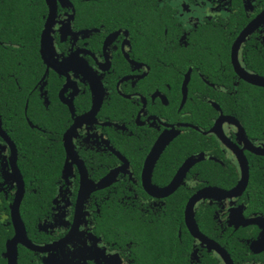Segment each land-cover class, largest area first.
I'll use <instances>...</instances> for the list:
<instances>
[{
	"label": "flooded vegetation",
	"instance_id": "flooded-vegetation-1",
	"mask_svg": "<svg viewBox=\"0 0 264 264\" xmlns=\"http://www.w3.org/2000/svg\"><path fill=\"white\" fill-rule=\"evenodd\" d=\"M263 8L264 0H0V264L15 205L31 245L16 242V264H162L150 262L142 239L154 221L156 250L170 264H223L189 233L186 207L231 264H264L255 245L264 155L254 152L264 148L254 133L264 88L233 66L264 77L249 67L264 57V23L235 43ZM207 188L225 196L189 204Z\"/></svg>",
	"mask_w": 264,
	"mask_h": 264
},
{
	"label": "water",
	"instance_id": "water-1",
	"mask_svg": "<svg viewBox=\"0 0 264 264\" xmlns=\"http://www.w3.org/2000/svg\"><path fill=\"white\" fill-rule=\"evenodd\" d=\"M262 23H264V8L262 9V11L257 15V17L241 32V34L239 35L238 39L236 40V45L241 42L243 40V38L255 27H257L258 25H261ZM50 24V20H47L45 25H44V30L41 33V38H40V45L42 48L43 45V41L45 38V30L49 27ZM48 30V29H47ZM234 66V70L235 72L246 82H248L249 84H252L254 86L257 87H262L264 88V77H260V76H256V75H251L248 74L246 72H244L237 64H233ZM233 123V121H232ZM240 131L242 133V130L240 128ZM243 134V133H242ZM0 136L4 138V140H7V137L5 136V134L2 132V130L0 129ZM221 138V137H220ZM161 148V146H160ZM254 152L258 155H264V148H258L254 150ZM191 164V162L186 163V165L183 167V170H185L186 166ZM181 171V170H180ZM182 173L180 172V175ZM245 180V177H244ZM178 182L177 179L173 180L167 187V192H170L171 190L173 191L176 186H177ZM244 184V183H243ZM243 184L239 187L234 188L231 192H229L227 195L231 196L235 193H237L239 190L242 189ZM203 193H205L206 195H211V196H225L222 194V191L220 189L217 188H207L204 191H200L198 192L196 195H194V197L190 200V205L193 204L194 201L198 200L201 196H203ZM78 204V208L77 211L75 213V220L77 222V219L79 218V204ZM188 208V213L185 211V217H184V222L186 225V228L188 229L189 233L191 234L192 237H194L195 239H197L198 241L201 242V244H204L209 250H212L223 262V264H231L230 259L228 258L227 254L225 253V251H223L216 243H214L212 240L206 239L204 236H202L196 226L193 223V220L191 218L190 215V208L186 207V210ZM11 217H12V223H13V227H14V236L12 241H10L7 244V248H6V254L5 257L7 258V264H16L15 262V244L16 242L22 244L23 246H25L26 248H31V245L29 244V242L27 241V239L25 238L24 235V231L22 229L20 220L18 218L17 215V205H15V208L11 210ZM261 219V218H260ZM74 220V226H76V222ZM259 224H264V219H261ZM264 229V227H262ZM264 233V232H263ZM255 245H260L262 246L261 249L264 248V234L262 236V238L260 239V241H258ZM115 258V257H114ZM117 262V260H116ZM118 264V262H117Z\"/></svg>",
	"mask_w": 264,
	"mask_h": 264
},
{
	"label": "trees",
	"instance_id": "trees-1",
	"mask_svg": "<svg viewBox=\"0 0 264 264\" xmlns=\"http://www.w3.org/2000/svg\"><path fill=\"white\" fill-rule=\"evenodd\" d=\"M15 30L17 31L18 36H25L27 35L28 28L26 26H20L18 28H15ZM254 56L255 57H253L249 61L250 69H252L256 74L264 75V57H260L256 55ZM256 112H258L259 114L258 116L260 118L254 129V133L256 134V137L264 139V114L262 113L260 105L257 107ZM135 222L138 224V219ZM145 229L148 232L152 233V235H147L142 238L146 245L151 246L150 248L151 255L149 256L150 262L157 263V260H160L163 258L162 264H170V261L173 260V256L167 258L168 256L165 255L167 251H160L159 249L156 250V246L159 244L160 241H159V235H158L159 231L155 225V221L150 226H147ZM169 246H171V244H169ZM157 253L158 255H156ZM209 264H215V262L212 259H210Z\"/></svg>",
	"mask_w": 264,
	"mask_h": 264
}]
</instances>
